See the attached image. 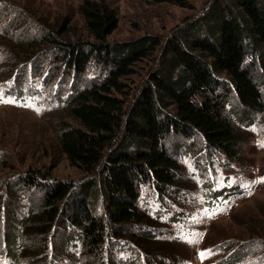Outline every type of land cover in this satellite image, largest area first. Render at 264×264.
Masks as SVG:
<instances>
[{
  "label": "trees",
  "instance_id": "1",
  "mask_svg": "<svg viewBox=\"0 0 264 264\" xmlns=\"http://www.w3.org/2000/svg\"><path fill=\"white\" fill-rule=\"evenodd\" d=\"M154 2L188 6L186 0ZM8 12L14 16L7 19V37L32 27L20 6ZM80 14L93 40L68 43L34 18L48 32L24 41L25 56L1 51L5 79L16 70L42 73L48 58L62 54L85 80L66 100H56L65 103L67 115L59 118L55 135L61 154L85 178L52 179L31 168L0 178V252L7 264H180L185 257L169 246L182 242L176 235L192 222L191 206L197 202L214 212L229 202L230 194L215 187L213 164L242 163L248 139L241 127L262 123L264 130V85L262 90L255 79L257 74L264 84V0H214L166 41L145 35L110 43L116 10L84 0ZM141 64L144 76L137 71ZM92 69L98 77L88 80ZM24 85L8 93L32 90ZM189 159L206 164L191 165L194 177L206 181L201 200L186 179ZM22 198L29 199L28 212L20 208ZM169 205L180 212L167 210ZM164 208L173 214L169 223L163 222ZM251 231L255 241L239 251L264 245V230ZM237 256L219 264L242 262Z\"/></svg>",
  "mask_w": 264,
  "mask_h": 264
},
{
  "label": "rangeland",
  "instance_id": "2",
  "mask_svg": "<svg viewBox=\"0 0 264 264\" xmlns=\"http://www.w3.org/2000/svg\"><path fill=\"white\" fill-rule=\"evenodd\" d=\"M9 1L10 3H7ZM83 1L0 0V53L5 50L6 53L12 55V58L15 55H20L21 58L25 56L22 49H26L28 46L24 41L38 39L48 32L44 28L38 29V25L33 22L34 18L41 19L44 24L52 25L55 33H60L56 37L68 43L75 44L79 41L93 40L92 37H89L85 21L80 14V6ZM97 1L107 4L118 14V28L107 39L110 43H116L145 35H157L166 41L176 28L183 26L192 17L196 18L203 14L214 0H186L187 8L170 3H155L154 0ZM19 6L33 19L27 25L28 27L32 24V27L28 30L27 28L13 29L10 37H7L4 33L8 28L5 26L9 25L7 19L14 16L8 11L18 10ZM42 29L43 31H41ZM20 41L24 45H19ZM19 46L23 47L19 48ZM3 59L1 53L0 63ZM47 60L42 73L36 71L32 74L30 72L31 76L27 73L23 76L20 74V70H16L13 76L5 79L8 70L3 71V66L0 67V163H5L0 166V178L12 174H23L28 171V168L47 173V176L52 179L80 181L85 178L70 166L61 154L56 146L55 136L59 128V118L64 119L67 115L65 103L56 100L60 97L63 101L66 100L65 96L72 94V90L81 86L85 80L77 75L71 65L64 64L65 59L62 54ZM145 69V64L137 67V71L143 76L147 71ZM254 72L256 71L254 70ZM97 77V73L92 69L89 71L87 79L94 80ZM134 79L139 81L138 78ZM255 79L258 87L263 90L264 84L257 74ZM12 80L14 82L8 83ZM23 81L26 89H37L41 92V98L36 96L26 101H20L14 95H11V98L7 100L3 98L6 89L11 87L17 89V84L23 83ZM262 128V123L252 125L250 128L241 127L248 139L242 155V163H234L230 165V168H223L221 165L227 164L222 160L213 164L217 170L215 187L224 189L227 194H230L229 202L214 212L200 208L197 202L191 206L190 220L194 224L190 222L187 227H184L183 233L188 234L183 242H175L169 246V251L185 257V260L180 261V264H219L222 259L229 260L234 255L243 256V258L235 257L242 260L238 264H264V245H260V248L255 252L248 249L239 251L242 246L255 241V238L251 236V230L257 227L264 230V147L261 146L264 145V130ZM184 148L181 146L183 152H185ZM5 151L6 154L3 156ZM191 165L194 168H200L206 164L199 165L193 159H189L183 164L186 175L189 177L186 179L199 191V200H201L204 194L203 190L206 188V181L194 177L192 173L197 170ZM8 167H11V172ZM241 177L244 179L243 182L239 181ZM38 197L39 195H34V199L38 200ZM28 200L22 198L20 203L22 211L31 209ZM98 205L100 214L102 213L101 207H103L102 201ZM0 209L3 221L4 210L2 207ZM166 209L171 212L175 211L176 214L180 212V209L172 205L167 206ZM165 212L164 208L162 213ZM164 215L163 222H171L169 220L173 214ZM179 226L182 225H173L172 229L178 230ZM193 231H196L197 234H193ZM170 237L171 239H169L172 240V236ZM165 239L168 238L165 237ZM201 253H205V256L202 257ZM0 264H7L6 258L2 257L1 252Z\"/></svg>",
  "mask_w": 264,
  "mask_h": 264
},
{
  "label": "snow or ice",
  "instance_id": "3",
  "mask_svg": "<svg viewBox=\"0 0 264 264\" xmlns=\"http://www.w3.org/2000/svg\"><path fill=\"white\" fill-rule=\"evenodd\" d=\"M262 147H264V145H261ZM201 256L204 257L205 256V253H201Z\"/></svg>",
  "mask_w": 264,
  "mask_h": 264
}]
</instances>
